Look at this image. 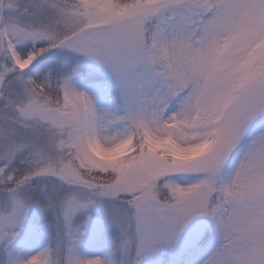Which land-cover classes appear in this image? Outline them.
Listing matches in <instances>:
<instances>
[{"label": "snow or ice", "instance_id": "obj_1", "mask_svg": "<svg viewBox=\"0 0 264 264\" xmlns=\"http://www.w3.org/2000/svg\"><path fill=\"white\" fill-rule=\"evenodd\" d=\"M0 264H264V0H0Z\"/></svg>", "mask_w": 264, "mask_h": 264}]
</instances>
